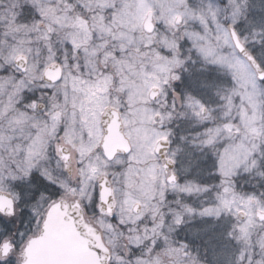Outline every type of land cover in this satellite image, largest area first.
Segmentation results:
<instances>
[{"label": "snow or ice", "instance_id": "6c2138e0", "mask_svg": "<svg viewBox=\"0 0 264 264\" xmlns=\"http://www.w3.org/2000/svg\"><path fill=\"white\" fill-rule=\"evenodd\" d=\"M0 264H264V0H0Z\"/></svg>", "mask_w": 264, "mask_h": 264}]
</instances>
